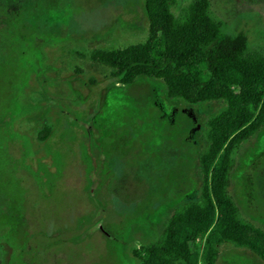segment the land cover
<instances>
[{
	"label": "rangeland",
	"instance_id": "374dc122",
	"mask_svg": "<svg viewBox=\"0 0 264 264\" xmlns=\"http://www.w3.org/2000/svg\"><path fill=\"white\" fill-rule=\"evenodd\" d=\"M210 13L264 55V0H210ZM147 34L143 0H0V264H141L197 196L221 103L169 99L145 77L122 85L89 57ZM234 157L231 193L264 228V129ZM218 264L264 262L226 244Z\"/></svg>",
	"mask_w": 264,
	"mask_h": 264
},
{
	"label": "trees",
	"instance_id": "16d2710c",
	"mask_svg": "<svg viewBox=\"0 0 264 264\" xmlns=\"http://www.w3.org/2000/svg\"><path fill=\"white\" fill-rule=\"evenodd\" d=\"M143 3L146 40L95 48L90 59L110 68L122 85L155 79L169 99L221 107L205 124L197 196L173 209L141 264H218L226 244L248 249L264 262V228L243 215L231 193L235 153L264 129V55L250 52L244 33H228L211 16L210 0H194L179 15L172 11L177 0ZM49 134L44 128L38 139Z\"/></svg>",
	"mask_w": 264,
	"mask_h": 264
}]
</instances>
